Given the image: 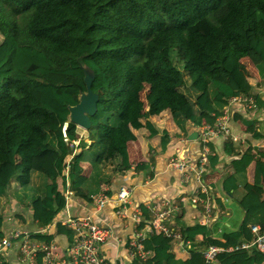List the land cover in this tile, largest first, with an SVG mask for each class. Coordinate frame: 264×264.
I'll list each match as a JSON object with an SVG mask.
<instances>
[{"label":"trees","instance_id":"trees-1","mask_svg":"<svg viewBox=\"0 0 264 264\" xmlns=\"http://www.w3.org/2000/svg\"><path fill=\"white\" fill-rule=\"evenodd\" d=\"M8 39V65L0 67V219L12 197L34 205L41 220L64 207L56 177L71 153L68 141L81 146L83 140L67 122L68 106L85 84L49 76L72 77L83 66L94 72L97 109L86 131L91 143L73 156L66 187L85 199L131 165L129 144L163 152L169 134L185 136L189 123L213 124L230 98L241 95L229 77L242 76V59L251 51L260 57L264 79V0H0V48ZM257 150L244 151L242 169L222 182L237 203L248 184H264V153L257 156ZM48 158L45 172L40 167ZM208 158L214 167L218 157ZM180 204L174 222L190 241L187 252L180 253L179 239L152 233L143 264H204L206 246L238 243L250 237L248 223L264 224V206L250 207L236 231L218 238L200 223L198 206ZM35 237L54 241L64 255L74 231L59 223L55 234ZM212 264H264V252L223 251Z\"/></svg>","mask_w":264,"mask_h":264},{"label":"crops","instance_id":"crops-1","mask_svg":"<svg viewBox=\"0 0 264 264\" xmlns=\"http://www.w3.org/2000/svg\"><path fill=\"white\" fill-rule=\"evenodd\" d=\"M259 61V55L251 51L242 59V76L238 79L229 77L234 86L240 87L242 93L239 96L253 97L256 107L248 109L241 102H233L229 105L231 128L238 140L211 139L208 157L217 156L218 161L214 167H210L207 161L203 173L204 184L208 190L206 194L200 196L199 185L192 171L184 175L169 163L171 156L179 154L188 164L196 165L203 150V144L199 137V127L196 128L189 123L185 136L175 138L168 135L163 152L146 151L139 141L129 144L130 159L133 160L131 167L127 173H119L110 183H107L109 199L103 207L98 208L92 198L85 199L74 195L66 188L68 177L64 173L56 178L59 189L64 191L65 204L51 218L46 215L44 220H41L36 217L37 208L34 205L20 204L15 198H8L4 201L5 208L0 219V231L3 236H11L19 232L26 233L34 242L41 241L35 237L36 234L52 235L57 230V224H62L68 218L89 217L94 223L111 229V237L100 245V253L108 264H135L127 250L128 239L135 229L131 218L133 209L140 207L143 211H148L149 217H145L151 221L154 217L151 208L156 204L157 198L164 197L174 201L178 204L179 210L166 219L164 224L179 230L175 226L174 217L179 215L183 209L180 203L190 202L192 206H198L202 213L200 223L207 216L200 200L196 203L191 201L192 197L196 196L200 199L208 198L211 202V211L206 217V225L212 236L220 238L222 233L236 231L241 225L244 209L250 207L259 209L264 206V184L262 186L248 184L246 186L248 193L241 203L232 200V197L222 188V182L229 174L242 169L241 154L244 151H253L257 148V156L264 153V79L261 78L257 69ZM246 120L253 121L254 124L247 126ZM194 131L198 133L197 139H189L188 135ZM80 135L83 137L82 147L78 145L74 155L81 148L88 149L91 143V139L86 137L85 130L80 129ZM175 149L179 151L176 152ZM261 158L264 159V154ZM46 163L40 169L48 172L49 168L43 167ZM48 163L51 164V160ZM138 163H145L146 168H139ZM121 185L131 187V204L126 217H119L116 213L119 203L115 198ZM148 235L147 232L146 236ZM201 238L202 236L199 235L196 239ZM50 242L56 246L60 254L57 244L52 240ZM179 251L180 253L187 252L183 241L180 243ZM5 259L6 264H28L20 253V239L13 240L11 247L5 252Z\"/></svg>","mask_w":264,"mask_h":264},{"label":"built area","instance_id":"built-area-1","mask_svg":"<svg viewBox=\"0 0 264 264\" xmlns=\"http://www.w3.org/2000/svg\"><path fill=\"white\" fill-rule=\"evenodd\" d=\"M233 102H241L246 108L256 107V101L251 96H234L229 100V105ZM199 137L203 144V150L195 166L188 164L179 154L169 158V163L182 174L192 171L196 182L199 185L200 196L208 192L204 184L203 173L205 172L209 143L212 138H223L230 141L238 140L232 131L230 124L229 106L224 108L222 114L218 115L213 124H203L199 127ZM71 153L65 161L64 174L67 176L72 167V158L75 148L78 146L77 141H68ZM176 152L179 149H175ZM131 166L122 168L120 173H127ZM108 185L104 184L98 193L91 196L98 208L103 207L109 199ZM192 197L191 201L196 203L201 201L203 208L208 216L211 211V202L208 198ZM115 200L119 203L116 213L119 217H126L127 210L131 204V187L121 185L117 191ZM149 208V206H147ZM179 210V206L174 201L160 197L156 199V204L152 205L151 212L154 214L153 219L145 220L143 209L134 208L131 218L134 222V233L129 237L127 250L129 257L135 261V264H143L151 255V250L145 246L147 238L146 233L162 234L166 239H179L183 241L184 247L190 246L189 240H184L180 230H175L164 224L172 214ZM206 216V217H207ZM205 219L201 224L206 225ZM68 228L74 231V237L71 245L66 249L64 255L57 252L56 246L50 241L41 240L33 241L26 233L16 232L11 236H3L0 239V264H6L5 252L11 247L14 239H20V253L23 260L28 264H108L106 259L100 253V245L111 237V229L107 226H101L90 220L89 217L68 218L63 222ZM144 223V224H142ZM142 225V226H141ZM247 230L250 237L238 243L219 246L208 245L203 251L204 264H212L217 254L223 251H251L257 249L264 252V224L248 223Z\"/></svg>","mask_w":264,"mask_h":264},{"label":"water","instance_id":"water-1","mask_svg":"<svg viewBox=\"0 0 264 264\" xmlns=\"http://www.w3.org/2000/svg\"><path fill=\"white\" fill-rule=\"evenodd\" d=\"M85 90L78 97V102L69 105L67 122L74 123L78 128L87 131L91 126L90 117L93 116L97 109L98 95L92 90V81L94 72L91 68L83 66ZM198 133L194 131L188 135L189 139H197Z\"/></svg>","mask_w":264,"mask_h":264},{"label":"rangeland","instance_id":"rangeland-1","mask_svg":"<svg viewBox=\"0 0 264 264\" xmlns=\"http://www.w3.org/2000/svg\"><path fill=\"white\" fill-rule=\"evenodd\" d=\"M10 50H11V41L8 39L7 43L4 44L2 48H0V67H4V66L8 65L9 59H7V58L9 56ZM82 74H83L82 71L79 70V71H77L76 75L72 76V77H68V76H49V77L57 83H75V84L80 85L81 87H84ZM50 160H51V158H48L47 163L43 167L49 168L50 164L48 163V161H50ZM253 249H251V251ZM255 250H257V249H255ZM251 251H249V252H251ZM257 251H259V250H257ZM260 252H262V251H260Z\"/></svg>","mask_w":264,"mask_h":264}]
</instances>
